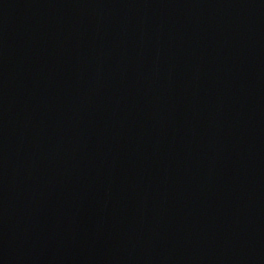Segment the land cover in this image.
I'll return each mask as SVG.
<instances>
[{"label":"water","instance_id":"1","mask_svg":"<svg viewBox=\"0 0 264 264\" xmlns=\"http://www.w3.org/2000/svg\"><path fill=\"white\" fill-rule=\"evenodd\" d=\"M0 264H264V0H0Z\"/></svg>","mask_w":264,"mask_h":264}]
</instances>
